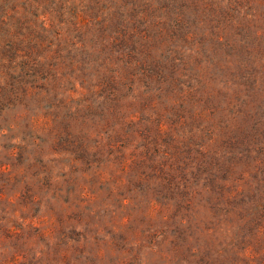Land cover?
I'll list each match as a JSON object with an SVG mask.
<instances>
[{"label": "rangeland", "instance_id": "rangeland-1", "mask_svg": "<svg viewBox=\"0 0 264 264\" xmlns=\"http://www.w3.org/2000/svg\"><path fill=\"white\" fill-rule=\"evenodd\" d=\"M0 264H264V0H0Z\"/></svg>", "mask_w": 264, "mask_h": 264}]
</instances>
